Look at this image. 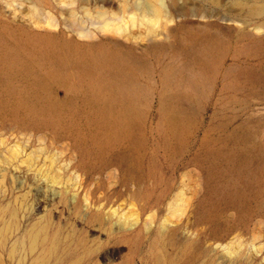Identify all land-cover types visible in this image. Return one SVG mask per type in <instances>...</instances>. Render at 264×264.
<instances>
[{"label":"rangeland","instance_id":"1","mask_svg":"<svg viewBox=\"0 0 264 264\" xmlns=\"http://www.w3.org/2000/svg\"><path fill=\"white\" fill-rule=\"evenodd\" d=\"M162 1L0 0V264H264V0Z\"/></svg>","mask_w":264,"mask_h":264},{"label":"bare ground","instance_id":"2","mask_svg":"<svg viewBox=\"0 0 264 264\" xmlns=\"http://www.w3.org/2000/svg\"><path fill=\"white\" fill-rule=\"evenodd\" d=\"M173 2L172 0H170V3H172V6H173ZM148 7V6H147ZM84 9V8H83ZM82 9V10H83ZM138 10V9H137ZM153 11H156V12H159V13H164L165 16L167 15V11H166V7L164 6L163 4V1L162 0H156V5H154L153 7ZM143 12V11H142ZM84 14V16L87 18V19H90L92 20L94 17L96 19H106L107 17V14L106 12L104 11H100V10H97L95 13H92L90 12L88 9H84V12H82ZM151 13V11H150ZM171 14V13H170ZM81 15V14H80ZM144 15V13H143ZM69 16V15H68ZM172 16V15H171ZM70 17V16H69ZM76 17L74 13H72L71 15V21L73 24L76 23ZM167 17V16H166ZM169 17V16H168ZM158 18V16H157ZM165 18V17H164ZM69 19V18H68ZM80 19V18H78ZM86 20V19H85ZM94 20V19H93ZM80 22V20H79ZM79 22L77 24L78 26V30L76 31V34L83 38V37H88V38H93L90 34H84L83 33V29L81 30V25H79ZM51 23V22H49ZM106 28V27H105ZM75 31V30H74ZM4 32V31H3ZM86 33V32H85ZM2 36V35H1ZM4 37V36H3ZM57 35H53V34H46V33H26L24 34V37L20 39V43L19 44H22L20 46H25L27 48V50H30V51H42L44 54H49L51 55L52 57L55 58V60H57L58 63H70L69 61H75L77 59L81 60V61H90V62H95V63H101L105 60H102L101 57H106L108 58V60H116L115 59V56L111 55V53H109L108 50H101L102 51V54L104 53L105 55L102 56V55H92L90 56L89 59H85L83 58V56L85 54L88 53V51H94L96 50L97 48L98 49H102L101 47H99L98 45L100 43H94V44H80V43H76L72 40H66V41H57ZM62 39V38H61ZM123 45V44H122ZM55 51V52H54ZM46 52V53H45ZM67 61V62H66ZM6 62V61H5ZM4 62V63H5ZM11 62V61H10ZM71 62V63H73ZM116 62V61H115ZM75 63V62H74ZM82 63V62H81ZM89 63V62H88ZM9 64V62H8ZM14 64V63H13ZM6 65V64H5ZM205 65L207 66H210L212 65V63L210 61H206L205 60ZM7 66V65H6ZM10 67V65H8ZM5 67V66H4ZM12 67V66H11ZM51 69V68H50ZM90 69V68H89ZM88 69V70H89ZM83 71V70H82ZM57 72V71H56ZM83 72H86V71H83ZM79 73H82V72H79ZM97 74V73H96ZM79 75V74H77ZM76 75V76H77ZM81 76H84L85 78H87L88 80H91L92 79V76L93 74H88V71L87 73L85 74H80ZM199 77H201V73H199L197 75V78L195 80H197ZM68 76H66L65 74H63V72H57V75H55V77L52 79V83H56V84H65V86H71V82L70 80L67 79ZM105 79V78H104ZM103 80V78H102ZM89 83V82H87ZM101 83V82H100ZM99 83V84H100ZM110 83V82H109ZM51 84V83H49ZM97 82H96V85H94V82H90V86H92V91L94 92L93 94L95 96H115L117 94H123L125 96H133L134 94H136V89H132L130 86V88H121L123 91H119L121 89H116V91H113L111 90V87H106L104 86H100ZM124 84V83H123ZM99 85V86H97ZM112 85V84H111ZM97 86V87H96ZM133 86V85H132ZM122 87V86H121ZM125 87V86H123ZM116 88V87H115ZM91 91V90H90ZM179 93V92H178ZM182 95V94H181ZM118 98V97H116ZM188 98L187 97H184V95L180 96V97H176V98H172V99H169L166 103H165V109L170 111V112H175V113H185V111H188L187 110V105H186V102L188 101L187 100ZM125 100V99H124ZM122 106V105H121ZM186 108V109H185ZM118 159V158H117ZM127 169V168H126ZM220 190V188H219ZM201 211V210H200Z\"/></svg>","mask_w":264,"mask_h":264}]
</instances>
